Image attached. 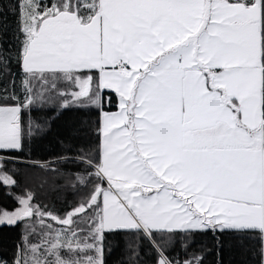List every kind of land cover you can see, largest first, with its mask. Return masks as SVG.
<instances>
[{"label": "snow or ice", "instance_id": "1", "mask_svg": "<svg viewBox=\"0 0 264 264\" xmlns=\"http://www.w3.org/2000/svg\"><path fill=\"white\" fill-rule=\"evenodd\" d=\"M13 12L11 37L0 22V186L18 185L8 165L49 167L22 159L51 125L33 112L95 109L98 144L72 160L82 195L64 215L31 191L0 209V226L23 225L11 264H106L125 236L132 264L145 241L156 264H203L165 254L198 233L264 264V0H16Z\"/></svg>", "mask_w": 264, "mask_h": 264}, {"label": "trees", "instance_id": "2", "mask_svg": "<svg viewBox=\"0 0 264 264\" xmlns=\"http://www.w3.org/2000/svg\"><path fill=\"white\" fill-rule=\"evenodd\" d=\"M16 0H2L0 13L2 22L9 30V37L15 32L17 16L13 12ZM14 42V41H13ZM13 72L18 74L19 69L13 65ZM108 96L111 103H108ZM118 98L108 92L105 97V111L117 110ZM27 118V116H26ZM33 119H50V128L44 132H34L26 138L22 159L38 165L47 164L48 169L42 167H25L23 165H8L9 169H19V174L13 176L18 181L14 187L0 186V209L12 211L19 207L15 197L25 195L31 191L35 194L34 203L57 215H64L72 206L76 205L82 195V190L74 189L68 173H84L85 165L72 162L81 154L95 150L98 137L94 129L97 126L98 112L95 109L83 111L78 109L64 110L57 115L55 111H38L32 113ZM87 128L89 132L79 131ZM71 158V159H69ZM53 169L55 171H53ZM12 175L11 172L8 173ZM11 192V195L7 193ZM23 225L19 227L0 226V258L11 264L16 252V245L22 234ZM133 237H121L119 243H110L106 250V264H132L129 258L127 241ZM187 244V248L183 245ZM139 250V256L133 257L135 264H156L158 255L145 241ZM165 254L173 260L184 261L192 257H203V264H259V257L247 249L233 247L226 243L218 249L215 246L212 234H195L187 237H178L174 245L165 249Z\"/></svg>", "mask_w": 264, "mask_h": 264}, {"label": "crops", "instance_id": "3", "mask_svg": "<svg viewBox=\"0 0 264 264\" xmlns=\"http://www.w3.org/2000/svg\"><path fill=\"white\" fill-rule=\"evenodd\" d=\"M117 110H118V108H117ZM117 110H116V111H117ZM112 112H115V111H112Z\"/></svg>", "mask_w": 264, "mask_h": 264}, {"label": "rangeland", "instance_id": "4", "mask_svg": "<svg viewBox=\"0 0 264 264\" xmlns=\"http://www.w3.org/2000/svg\"><path fill=\"white\" fill-rule=\"evenodd\" d=\"M1 259V258H0Z\"/></svg>", "mask_w": 264, "mask_h": 264}]
</instances>
